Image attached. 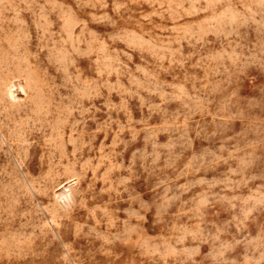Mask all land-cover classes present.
Returning <instances> with one entry per match:
<instances>
[{"label":"rangeland","instance_id":"374dc122","mask_svg":"<svg viewBox=\"0 0 264 264\" xmlns=\"http://www.w3.org/2000/svg\"><path fill=\"white\" fill-rule=\"evenodd\" d=\"M0 264H264V0H0Z\"/></svg>","mask_w":264,"mask_h":264}]
</instances>
